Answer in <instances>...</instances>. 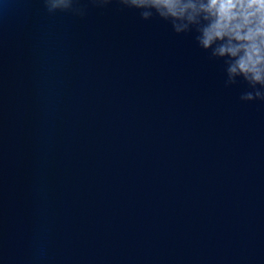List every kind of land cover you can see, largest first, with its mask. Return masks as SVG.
Segmentation results:
<instances>
[{
    "label": "water",
    "instance_id": "95a60500",
    "mask_svg": "<svg viewBox=\"0 0 264 264\" xmlns=\"http://www.w3.org/2000/svg\"><path fill=\"white\" fill-rule=\"evenodd\" d=\"M224 80L117 0H0V264H264V101Z\"/></svg>",
    "mask_w": 264,
    "mask_h": 264
},
{
    "label": "clouds",
    "instance_id": "9594fccd",
    "mask_svg": "<svg viewBox=\"0 0 264 264\" xmlns=\"http://www.w3.org/2000/svg\"><path fill=\"white\" fill-rule=\"evenodd\" d=\"M113 0H92L98 6ZM139 10L144 20L158 17L176 34L194 33L210 59L222 61L226 86L243 83L242 101H264V0H117ZM52 10L71 9L74 0H45Z\"/></svg>",
    "mask_w": 264,
    "mask_h": 264
}]
</instances>
